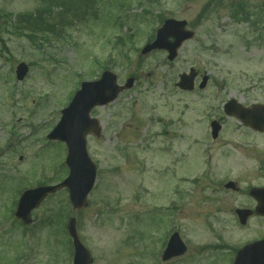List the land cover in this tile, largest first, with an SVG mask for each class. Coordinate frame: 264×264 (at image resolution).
Listing matches in <instances>:
<instances>
[{
	"label": "rangeland",
	"instance_id": "obj_1",
	"mask_svg": "<svg viewBox=\"0 0 264 264\" xmlns=\"http://www.w3.org/2000/svg\"><path fill=\"white\" fill-rule=\"evenodd\" d=\"M84 1L0 0V264H73L71 216L92 264H233L239 247L264 237V217L241 225L234 211L264 185V133L227 116L224 103L264 104V0H94L78 14ZM246 2L247 15H235ZM46 10L53 29L28 23ZM168 18L187 20L194 37L173 61L163 50L143 55ZM192 67L196 88L182 91L176 82ZM105 69L135 83L92 111L102 131L87 136L97 165L88 205L73 210L61 190L24 225L14 216L20 192L68 175L66 145L46 135L81 82ZM213 119L224 124L216 139ZM175 230L188 251L164 262Z\"/></svg>",
	"mask_w": 264,
	"mask_h": 264
},
{
	"label": "water",
	"instance_id": "obj_2",
	"mask_svg": "<svg viewBox=\"0 0 264 264\" xmlns=\"http://www.w3.org/2000/svg\"><path fill=\"white\" fill-rule=\"evenodd\" d=\"M187 22L168 19L158 30L156 39L146 45L142 54H147L154 49H165L169 52L168 59L173 60L178 54L181 44L193 37V32L185 30ZM173 38V40L171 39ZM28 72V66L22 62L17 67V78L22 80ZM197 71L192 68L190 73H182L177 86L183 90L195 88ZM208 77L203 78L200 88L207 84ZM134 85V78L127 80L125 86L117 83V76L111 71H105L102 77L96 81L83 82L68 107L63 109L62 118L55 129L48 135L49 139L64 141L68 147L66 162L70 168V175L61 183L53 186H39L24 191L22 194L15 215L21 218L24 223L29 224L32 220V211L50 193H54L63 187L69 191L70 201L74 209L87 205V197L94 186L96 179V165L92 162L87 152L86 137L89 132L99 134L101 128L95 118H91V110L97 105H105L116 99L118 94L125 88ZM228 114H235L244 123L261 128L264 124V106L257 108H245L238 105L235 100L225 104ZM258 114V118H253ZM213 136L217 137L220 129L217 122L212 123ZM232 184H229L230 186ZM259 200L257 212L264 214V188L251 191ZM249 211L240 210L239 216L242 223L247 220ZM69 233L74 239L75 258L74 264H90L92 259L87 248L81 243L76 229V219L69 221ZM186 251V246L178 233H175L168 244L163 256L167 260L178 256ZM235 264H264V241L248 245L239 251Z\"/></svg>",
	"mask_w": 264,
	"mask_h": 264
},
{
	"label": "flooded vegetation",
	"instance_id": "obj_3",
	"mask_svg": "<svg viewBox=\"0 0 264 264\" xmlns=\"http://www.w3.org/2000/svg\"><path fill=\"white\" fill-rule=\"evenodd\" d=\"M252 131H253V133H255V134L264 133V131H263V132H260V131L254 130V129H252ZM256 205H257V201H256V199H252V203H251V205H250L249 207H247V208L255 209ZM224 207H225V206H224ZM244 207H245V206H244ZM244 207H234V211L236 212V210H237L238 208H244Z\"/></svg>",
	"mask_w": 264,
	"mask_h": 264
},
{
	"label": "trees",
	"instance_id": "obj_4",
	"mask_svg": "<svg viewBox=\"0 0 264 264\" xmlns=\"http://www.w3.org/2000/svg\"><path fill=\"white\" fill-rule=\"evenodd\" d=\"M64 4L67 5V2L64 1ZM34 23L44 24V21L42 20V22H36V21L34 20Z\"/></svg>",
	"mask_w": 264,
	"mask_h": 264
}]
</instances>
